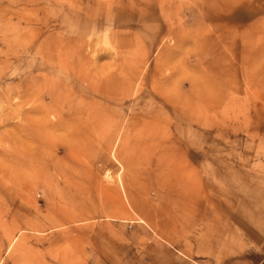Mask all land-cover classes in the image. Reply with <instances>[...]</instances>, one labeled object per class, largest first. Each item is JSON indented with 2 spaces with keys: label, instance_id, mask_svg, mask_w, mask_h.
<instances>
[{
  "label": "rangeland",
  "instance_id": "obj_1",
  "mask_svg": "<svg viewBox=\"0 0 264 264\" xmlns=\"http://www.w3.org/2000/svg\"><path fill=\"white\" fill-rule=\"evenodd\" d=\"M0 264H264V0H0Z\"/></svg>",
  "mask_w": 264,
  "mask_h": 264
},
{
  "label": "bare ground",
  "instance_id": "obj_2",
  "mask_svg": "<svg viewBox=\"0 0 264 264\" xmlns=\"http://www.w3.org/2000/svg\"><path fill=\"white\" fill-rule=\"evenodd\" d=\"M28 130V129H27ZM27 130H26V128H25V133L27 132ZM30 132V131H29ZM26 134H28V133H26ZM29 158V157H28ZM28 158H23L22 159V162H23V164H24V166H26V164H28L29 165V163H30V161L28 160Z\"/></svg>",
  "mask_w": 264,
  "mask_h": 264
}]
</instances>
